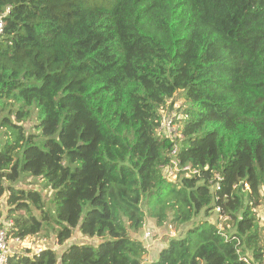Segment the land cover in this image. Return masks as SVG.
I'll use <instances>...</instances> for the list:
<instances>
[{"label": "trees", "instance_id": "trees-1", "mask_svg": "<svg viewBox=\"0 0 264 264\" xmlns=\"http://www.w3.org/2000/svg\"><path fill=\"white\" fill-rule=\"evenodd\" d=\"M0 20V218L62 246L8 264H264V0H0ZM147 218L189 225L149 261ZM76 231L100 241L63 247Z\"/></svg>", "mask_w": 264, "mask_h": 264}, {"label": "rangeland", "instance_id": "rangeland-1", "mask_svg": "<svg viewBox=\"0 0 264 264\" xmlns=\"http://www.w3.org/2000/svg\"><path fill=\"white\" fill-rule=\"evenodd\" d=\"M170 102H172V100H169L167 102V105L162 109V113L164 116V120L165 123L170 122V120L172 121V119L174 117L177 116L178 111H176L175 109H171V107L169 106ZM180 104V102H177L175 105V108ZM35 123V120H26L23 124L26 126V128L30 131L33 130L32 124ZM176 126L173 128H167L165 129V132L168 135H171V132L176 131L177 128V124H175ZM176 136V135H174ZM6 137L4 136V134L2 133V130H0V145H2V143H4ZM17 186H24V187H28V186H33L38 188L39 190H41V192L46 196V205L47 207L53 208V202H52V193L51 191H48V189L45 187V182L42 181L40 178H34V177H30V176H26L23 179H21L20 181L17 182L16 184ZM6 208V204H4L3 207V211ZM257 211V215L259 217V221L261 226H264V220L262 218H264V204L260 207L256 208ZM26 211L24 210V213ZM203 216V214L201 213L197 219H200V217ZM209 219L210 220H217L219 215L217 214L216 210L214 212H211L209 215ZM221 221L222 225H223V220H219ZM0 222H2L4 224L3 227H6L8 224V221L5 220V218L2 216L0 218ZM172 227V228H171ZM189 227V225H184L183 227H181L180 229H177L176 227L172 226L171 224L168 225L166 224L165 226H163V228L158 229L157 226H155V222L149 220V218L146 219V224H145V228L143 229V234H145L144 238V244L146 245V247L148 248V253L145 255L144 260H152L153 257H155V255L159 252V249L162 248V246L164 245L165 241H168L171 237H177L179 235H183V232ZM150 229V230H149ZM44 230L43 232H41L40 234L34 235V236H30L25 238L24 240H19L16 241L17 239H14L12 237L9 238V245L11 247V250L13 251L14 249H25V248H32L35 250L40 249L44 246H50V247H54L59 253L62 249V246L57 245L56 242V236L54 233H50V231ZM235 229H233L234 231ZM147 234V235H146ZM99 239L97 237H90L87 235L82 234L79 231H76L74 233V236L69 239L64 245H70L71 243H90L93 245H97L99 243Z\"/></svg>", "mask_w": 264, "mask_h": 264}, {"label": "built area", "instance_id": "built-area-1", "mask_svg": "<svg viewBox=\"0 0 264 264\" xmlns=\"http://www.w3.org/2000/svg\"><path fill=\"white\" fill-rule=\"evenodd\" d=\"M2 31H3V22H2V20H0V34L2 33ZM175 126L176 125L173 124L171 120H170V122L165 123V120L163 119L161 128H163L165 131L166 127L167 128H171V127L174 128ZM176 132H177V128H176V131L171 132V135H169V136L176 135ZM167 170L171 176H174L176 174V172L179 170H183L185 172H188L189 174H195L198 171L197 169H193L188 165L180 167L179 163H177L176 161H173L172 165L169 166L167 168ZM217 177H219V176L217 175ZM218 186H219V181H217L215 183V187H218ZM216 211L220 213V208H217ZM220 218L223 221L225 220V216L223 217L221 214H220ZM16 241H19V239L17 238ZM40 251H41V248L37 249L36 253H39ZM11 253H12V250H11V247L9 245V237L7 234L6 227L0 226V264H8L9 256Z\"/></svg>", "mask_w": 264, "mask_h": 264}, {"label": "crops", "instance_id": "crops-1", "mask_svg": "<svg viewBox=\"0 0 264 264\" xmlns=\"http://www.w3.org/2000/svg\"><path fill=\"white\" fill-rule=\"evenodd\" d=\"M262 193L264 194V188L262 189ZM262 206V205H261ZM217 212V211H216ZM217 214L219 215V217H218V219L217 220H220L221 218H220V213L219 212H217ZM263 220H264V218H262ZM217 220H213V221H217ZM167 244V242H165L164 243V245L163 246H165ZM162 246V247H163ZM161 249V248H160ZM159 249V250H160ZM159 253V252H158ZM158 253L155 255V257H153V259L152 260H155V259H157V257H158Z\"/></svg>", "mask_w": 264, "mask_h": 264}]
</instances>
